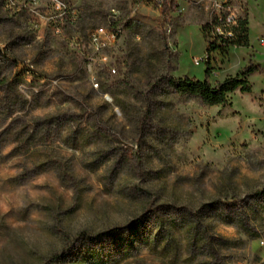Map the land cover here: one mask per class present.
<instances>
[{"label": "rangeland", "instance_id": "374dc122", "mask_svg": "<svg viewBox=\"0 0 264 264\" xmlns=\"http://www.w3.org/2000/svg\"><path fill=\"white\" fill-rule=\"evenodd\" d=\"M60 1L65 15L52 0H0V76L21 74L27 103L15 107V130L0 121V264H83L82 233L115 227L133 229L134 246L122 249L120 234L101 239L106 264H264V0H231L248 14L250 47L210 57L213 86L250 61L262 66L227 107L169 82L206 79L202 28L228 13L227 0H178L167 23L156 0ZM252 18L262 26L250 28ZM110 24L121 27L107 51L117 74L97 65L96 87L83 49ZM147 207L169 228L177 220L168 232L177 253L165 249L168 233L143 244L135 224ZM192 213L211 246L188 248Z\"/></svg>", "mask_w": 264, "mask_h": 264}, {"label": "trees", "instance_id": "16d2710c", "mask_svg": "<svg viewBox=\"0 0 264 264\" xmlns=\"http://www.w3.org/2000/svg\"><path fill=\"white\" fill-rule=\"evenodd\" d=\"M156 6L160 10L159 15L161 20L167 23L171 13L177 10L178 0H156ZM223 7L228 13L232 12L230 9V7H232V1L227 0ZM228 13H222L221 15L215 14L210 22L203 25L202 32L207 42V54L205 59L207 63L206 79L200 80L196 77H181L178 80H169L171 86H173L179 94L199 97L208 106H230L229 94L237 89H240L243 93H250L252 91V86L248 76L256 71L262 70L261 64L250 61V63L241 69L235 76H229L224 81L218 82L215 86L208 82L207 79L212 72L210 57L214 52L219 51L226 53L233 47L247 48L250 47L251 44L248 14L246 13L244 16L235 14L236 17L234 21L228 22ZM218 29H220L221 32H219ZM4 58H6V56H4ZM28 68L31 71L29 66ZM21 78V74H15L13 77L5 75L0 76V121L6 122L10 119L8 127H5L7 130H15L17 128L18 117L15 115L17 111L15 107L19 106L23 111L26 110L27 103L17 89ZM50 123V120L46 119L44 121L45 127L48 128ZM36 125H39V123H36ZM47 128L46 131L49 132ZM20 135L21 133L17 132V138H19ZM33 136L34 134H32L28 140H31ZM1 137L2 135H0V148L2 146ZM157 211H159V208L147 207L144 215L141 216L135 224V226L140 227L144 232L142 240L145 246H150L152 240L155 245L161 244L165 237V233L173 232L172 229L177 227L178 223L176 219L171 220V228L167 227L166 221L156 216ZM152 218H156L153 224H151ZM195 218L196 214L192 213L190 218L183 223L188 230L190 239L188 248L190 250L195 249L198 245L201 247L211 246L213 240L208 230ZM155 229L157 233H155L153 237V230ZM129 230L130 229L126 227H115L98 236H92L88 232H83V243L74 249V255L76 257L79 256V261L83 264H106V257L101 256L96 249L98 242L103 238L120 234L123 238L120 241L121 248L123 249L124 246H128L127 244L133 247L134 245L130 243L133 229H131V231ZM168 236L165 249L174 245V250L177 253L178 248L175 243L173 244L172 234L168 233ZM128 237L129 241L127 240Z\"/></svg>", "mask_w": 264, "mask_h": 264}, {"label": "built area", "instance_id": "2783aa9c", "mask_svg": "<svg viewBox=\"0 0 264 264\" xmlns=\"http://www.w3.org/2000/svg\"><path fill=\"white\" fill-rule=\"evenodd\" d=\"M52 5L53 10L59 12L61 15H65L68 11L66 4L60 0H52ZM235 17V13L229 12L227 15L228 22L234 21ZM218 31L221 32L220 29ZM120 36L121 27L113 24H110V26H99L88 34V43L86 48L83 49V53L86 56L88 73L96 87L99 85L98 82H95L97 65L107 70L112 76L117 74V65L112 62L107 51L113 49L119 43ZM259 41L261 44H264V38H260ZM203 60H196V65H200ZM261 243L264 245V240Z\"/></svg>", "mask_w": 264, "mask_h": 264}, {"label": "crops", "instance_id": "0c3cea01", "mask_svg": "<svg viewBox=\"0 0 264 264\" xmlns=\"http://www.w3.org/2000/svg\"><path fill=\"white\" fill-rule=\"evenodd\" d=\"M257 27V26H262V23H261V21H259V23H257V22H255V21H253V18L250 20V28L251 27ZM231 49H233V50H239L240 48H237V47H233V48H231ZM262 260H264V252H262Z\"/></svg>", "mask_w": 264, "mask_h": 264}]
</instances>
